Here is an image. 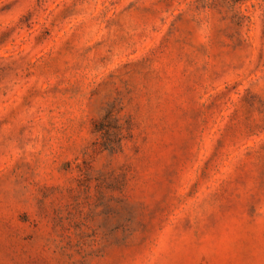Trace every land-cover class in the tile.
<instances>
[{
    "label": "rangeland",
    "instance_id": "obj_1",
    "mask_svg": "<svg viewBox=\"0 0 264 264\" xmlns=\"http://www.w3.org/2000/svg\"><path fill=\"white\" fill-rule=\"evenodd\" d=\"M0 264H264V0H0Z\"/></svg>",
    "mask_w": 264,
    "mask_h": 264
},
{
    "label": "trees",
    "instance_id": "obj_2",
    "mask_svg": "<svg viewBox=\"0 0 264 264\" xmlns=\"http://www.w3.org/2000/svg\"><path fill=\"white\" fill-rule=\"evenodd\" d=\"M99 129V128H98Z\"/></svg>",
    "mask_w": 264,
    "mask_h": 264
}]
</instances>
